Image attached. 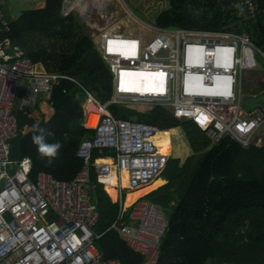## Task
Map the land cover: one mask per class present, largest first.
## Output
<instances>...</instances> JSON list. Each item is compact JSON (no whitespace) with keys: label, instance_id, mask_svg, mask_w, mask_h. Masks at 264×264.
Returning <instances> with one entry per match:
<instances>
[{"label":"built area","instance_id":"2783aa9c","mask_svg":"<svg viewBox=\"0 0 264 264\" xmlns=\"http://www.w3.org/2000/svg\"><path fill=\"white\" fill-rule=\"evenodd\" d=\"M82 1L64 0L65 14L67 10L88 14L94 2L77 6ZM241 4L255 13L254 0ZM0 19V264H121L105 259L96 244L102 233L95 230L99 213L92 201L95 149L102 155L115 151L94 165L103 187L113 174L116 178L119 210L107 230H116L144 256L139 264H157L169 223L165 212L144 198L146 194L129 206L125 201L128 190L159 177L171 154L158 146V125L116 117L108 109L111 103L150 109L160 105L178 119L196 121L213 143L230 135L243 147L263 144L264 108L247 105L243 77L257 66V52H264L248 34L155 25V33L145 36L102 28L98 49L113 73L114 92L105 103L87 92L101 111L95 126L84 124L94 129L77 150L84 165L72 180L44 171L33 179L31 157L11 156L10 141L20 132L18 112L36 122L46 120L42 104L53 107L55 85L62 79L78 81L64 72L41 69L10 35L11 21L2 15ZM123 70L163 73L165 93H157L158 82L153 93L121 91L122 83L127 86L120 78ZM202 112L209 116L207 123L199 119Z\"/></svg>","mask_w":264,"mask_h":264},{"label":"trees","instance_id":"16d2710c","mask_svg":"<svg viewBox=\"0 0 264 264\" xmlns=\"http://www.w3.org/2000/svg\"><path fill=\"white\" fill-rule=\"evenodd\" d=\"M169 2L170 7L157 16V26L244 33L264 52V0H254L255 13L241 0ZM63 3L64 0H46L44 7L23 10L11 20L10 35L14 41L25 33L36 32L50 40L52 52L48 46L25 50L39 67L67 73L78 81L62 79L55 85L54 114L48 120L36 122L18 112L20 132L10 141L11 156L31 157L33 179L42 171L63 180L77 175L84 165L77 150L84 138L94 135V130L84 125L87 113L85 110L84 117L82 102L87 92L101 103L110 100L114 92V77L108 63L80 18L62 13ZM87 106L90 117L86 123L95 126L99 108L93 100ZM108 109L116 117L136 118L166 130L159 131L156 138L158 144L170 146L171 152L172 131L183 132L178 135L176 155L168 163L167 182L161 185L160 195L176 204L169 215L157 264H264V144L243 147L230 135L213 143L196 121L178 119L160 105L145 112L120 103H111ZM37 123L52 133L46 136V142L60 143L51 163L33 143V125ZM25 126L30 130L23 132ZM112 153L115 151L109 149L102 155L95 149L91 161V181L96 183L92 197L99 195L109 207L108 212L97 209L99 220L95 230L102 235L96 244L105 259L139 264L144 261L143 255L129 247L116 230H107L119 205L98 182L94 165Z\"/></svg>","mask_w":264,"mask_h":264},{"label":"rangeland","instance_id":"374dc122","mask_svg":"<svg viewBox=\"0 0 264 264\" xmlns=\"http://www.w3.org/2000/svg\"><path fill=\"white\" fill-rule=\"evenodd\" d=\"M88 1L90 4L91 2H94V8L88 14L83 15L77 10H67V14H73L79 17L80 21L84 24L85 30L93 37V39L96 35L100 34L102 28L150 36L155 33L153 26L156 25L157 16L163 10L170 7L169 0ZM33 6V0H0V10H2L9 19L17 18L23 10L31 9ZM17 43L25 50H37L38 48L45 46H48L51 52L53 50L51 45H48L50 40L45 34L40 32L25 33ZM256 58L257 66L247 71L243 77L244 100L247 103L250 102L251 108H264V54L257 52ZM37 115H39V112ZM27 130L28 127H25L24 132ZM178 130L179 131H172L171 142L174 149L170 153L171 157L176 155L175 151L178 148L179 142L178 135L183 133L181 129ZM260 135L262 137L261 143L264 144V127ZM189 149L191 150L190 146ZM180 155L185 158L184 154ZM168 173H170V170L169 168H166L152 184L145 187L148 188L147 191L141 193L139 197L146 194L144 198L155 202L163 209L166 217L169 218L172 207L176 202L170 203L166 201L163 195H160L162 192L161 185L167 182L166 178L169 177ZM111 199L112 201H115V199ZM92 201L96 204L97 209L99 208V210L102 209L107 212L109 211L107 202L104 199H101L99 195H97L96 198L93 196Z\"/></svg>","mask_w":264,"mask_h":264},{"label":"bare ground","instance_id":"6f19581e","mask_svg":"<svg viewBox=\"0 0 264 264\" xmlns=\"http://www.w3.org/2000/svg\"><path fill=\"white\" fill-rule=\"evenodd\" d=\"M84 1L81 2L83 4L78 3L77 6L85 8L86 7L85 5L90 4V3H88L89 2L88 0H84ZM118 39H121V38H118ZM118 41L120 43H122V40H118ZM188 61L190 62V59H188ZM119 74H120V78H122V82L127 80V84H126L127 86H125L123 83H122V86L120 85V88H122L121 91H130V92H132V91H135V89H140V91H142L143 93H148V91H151V93H153V91L155 89L154 82H158L159 83V91L160 92H157V93H165V91H166V87H165V83H164L165 75L163 73H161V72L150 73V72L123 70V71H120ZM124 87H127V88L125 89ZM199 119L203 123H207L209 121V116L207 114H205L204 112H202L199 115ZM158 146L163 152H165L167 154L171 153L170 146H166V145H163V144H158ZM155 180H156V178L150 184H152ZM115 185H116V178H115V176L113 174L111 179H110V183L106 186V189L108 190L109 194L111 195V197L113 199H116L117 198V194H118V191L115 188ZM123 185L124 186L127 185V174L126 173H123ZM145 187L146 186H143L141 188L134 189V190H129L127 192L125 205L129 206L132 203H134L139 198V195L141 193L147 191L148 188H145Z\"/></svg>","mask_w":264,"mask_h":264},{"label":"crops","instance_id":"0c3cea01","mask_svg":"<svg viewBox=\"0 0 264 264\" xmlns=\"http://www.w3.org/2000/svg\"><path fill=\"white\" fill-rule=\"evenodd\" d=\"M33 2H34V6H33V8H42V7H44L45 5H46V0H33ZM62 13L64 14V15H68V14H65V12H64V3H63V7H62ZM0 15H2V17H4V18H6V19H8V20H13V19H9V18H7L6 17V15L3 13V11L2 10H0ZM112 31H120V30H115V29H111ZM122 32H124V33H132V32H127V31H122ZM132 34H134V33H132ZM92 37V36H91ZM93 38V37H92ZM93 41H94V45H95V47H96V49L99 51V49H98V43H99V41H100V35H96L95 37H94V39H93ZM100 52V51H99ZM41 69H43V67L41 68ZM45 69V68H44ZM113 80H114V78H113ZM89 97H86L85 98V100H83V102H82V106H83V109H84V107H85V109H84V117H85V110H86V113H87V117H86V120L84 119V124L86 123V121H87V119H89V117H90V111H89V108H88V106H87V103L89 102V101H91V100H93V99H88ZM94 102V101H93ZM96 104V106L99 108V114H100V107H99V105L97 104V103H95ZM43 105V107H44V109H45V111L47 112V115H46V117H47V119L46 120H48L53 114H54V107H48V105L46 106L45 104H42ZM131 108H134V109H137L138 111H141V112H145V111H147V110H149L150 108H148V107H146L145 105H139V106H137V107H131ZM152 109V108H151ZM28 127V130H30V128L31 127H29V126H27ZM93 129V128H92ZM27 130V131H28ZM94 130V129H93ZM26 131V132H27ZM161 131H166V130H161ZM104 188V190L108 193V195H109V192H108V190L106 189V187H103ZM129 191V190H128ZM127 191V192H128ZM153 191V190H152ZM151 192V191H150ZM149 192V193H150ZM110 196V198H112L111 197V195H109ZM112 200V199H111ZM113 202H115V201H113ZM116 203V202H115ZM96 208H97V206H96ZM98 211V210H97ZM99 213V212H98ZM118 215V214H117ZM117 217V216H116ZM168 218V217H167ZM116 219V218H115ZM115 219L113 220V222L115 221ZM168 220H169V218H168ZM112 222V223H113ZM111 223V224H112ZM110 224V225H111ZM108 229V228H107ZM120 235V234H119ZM122 238V237H121ZM123 239V238H122ZM124 240V239H123ZM126 241V240H125ZM127 243V242H126ZM128 244V243H127ZM129 247H131L130 245H129ZM132 248V247H131ZM133 249V248H132ZM134 250V249H133ZM137 252V251H136ZM144 257V256H143Z\"/></svg>","mask_w":264,"mask_h":264},{"label":"clouds","instance_id":"9594fccd","mask_svg":"<svg viewBox=\"0 0 264 264\" xmlns=\"http://www.w3.org/2000/svg\"><path fill=\"white\" fill-rule=\"evenodd\" d=\"M35 134L32 137L33 143L37 145L38 152L46 157H49V163H51V158H54L58 154V149L60 148V143H48L46 142V136L52 133L46 128L41 127L38 123L33 125Z\"/></svg>","mask_w":264,"mask_h":264},{"label":"water","instance_id":"95a60500","mask_svg":"<svg viewBox=\"0 0 264 264\" xmlns=\"http://www.w3.org/2000/svg\"><path fill=\"white\" fill-rule=\"evenodd\" d=\"M150 73H152V72H150Z\"/></svg>","mask_w":264,"mask_h":264}]
</instances>
